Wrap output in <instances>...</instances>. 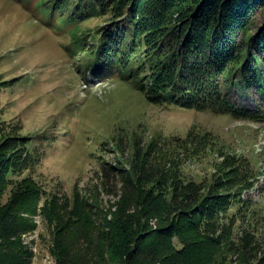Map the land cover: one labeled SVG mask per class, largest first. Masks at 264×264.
Instances as JSON below:
<instances>
[{"label": "trees", "instance_id": "obj_1", "mask_svg": "<svg viewBox=\"0 0 264 264\" xmlns=\"http://www.w3.org/2000/svg\"><path fill=\"white\" fill-rule=\"evenodd\" d=\"M53 1L63 5L57 15L66 20L75 48L89 55V67L102 65L100 78L128 82L152 103L247 119L246 109L229 105L230 85L252 80L264 90V74L254 65L260 63L249 50L263 45L264 27L250 34L249 22L264 0ZM84 19L105 23L91 37L80 36ZM234 32L249 39L250 60L239 59ZM251 66L254 73H248ZM9 124L0 122V264H32L23 236L35 229L38 213L52 230L56 264H264V240L254 236V226L234 234L235 213L228 214L232 204L244 205L242 191L254 177L250 164L223 151L208 180L185 175L184 159L210 150L208 130L192 129L167 144L170 150L187 147L184 159L158 144L134 142L128 168H102L108 193L115 178L120 181L117 201L105 211L96 201L90 209L80 194L72 205L66 196L45 194L30 175L37 156Z\"/></svg>", "mask_w": 264, "mask_h": 264}, {"label": "rangeland", "instance_id": "obj_2", "mask_svg": "<svg viewBox=\"0 0 264 264\" xmlns=\"http://www.w3.org/2000/svg\"><path fill=\"white\" fill-rule=\"evenodd\" d=\"M50 5L49 0H0V122L10 123L14 133L26 137V147L38 158L30 175L40 189L70 201L80 194L86 196L90 209L96 210L92 206L96 201L97 209L108 211L117 201L120 181L115 178L116 191L108 193L102 184L103 167L128 168L134 142L146 148L158 144L184 159L187 147L168 145L170 150L167 144L172 138H185L192 129L198 133L208 130L213 137L210 150L195 160L184 159L185 175L208 180L224 154L237 155L247 167L249 163L254 177L251 187L242 191L244 205L238 209L240 204H232L228 214L235 213L234 234L254 226V236L263 241L264 90L252 80L243 87L230 85L228 103L246 109L247 119L231 113L150 104L121 80L111 81L109 94L102 97L98 81L81 72H86L87 56H72L66 51L71 39L60 32L66 20L51 15ZM250 18V34L264 27V4ZM102 22L91 19L82 25L95 29ZM232 37L239 47V59L250 60L247 54L251 51L260 63L255 67L264 74V38L260 47H250L244 34L234 32ZM193 40L198 41V36ZM250 72H255L253 66ZM44 196L39 208L45 205ZM33 220L35 229L23 236L33 253L32 264H56L50 251L53 242L48 221L40 213Z\"/></svg>", "mask_w": 264, "mask_h": 264}]
</instances>
